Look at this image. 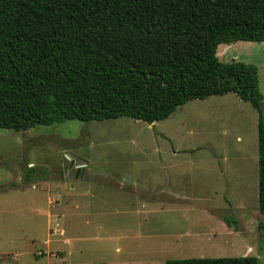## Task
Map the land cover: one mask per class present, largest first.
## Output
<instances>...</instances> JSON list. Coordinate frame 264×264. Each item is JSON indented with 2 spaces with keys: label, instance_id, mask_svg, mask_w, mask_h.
I'll return each mask as SVG.
<instances>
[{
  "label": "rangeland",
  "instance_id": "rangeland-1",
  "mask_svg": "<svg viewBox=\"0 0 264 264\" xmlns=\"http://www.w3.org/2000/svg\"><path fill=\"white\" fill-rule=\"evenodd\" d=\"M217 55L257 66L264 109V41L219 44ZM257 157V112L234 92L189 99L153 123L0 128V264H264Z\"/></svg>",
  "mask_w": 264,
  "mask_h": 264
},
{
  "label": "trees",
  "instance_id": "trees-1",
  "mask_svg": "<svg viewBox=\"0 0 264 264\" xmlns=\"http://www.w3.org/2000/svg\"><path fill=\"white\" fill-rule=\"evenodd\" d=\"M238 40L264 41V0H0V128L119 116L153 123L189 99L234 92L257 112V200L264 214L258 68L217 55L219 44Z\"/></svg>",
  "mask_w": 264,
  "mask_h": 264
},
{
  "label": "crops",
  "instance_id": "crops-1",
  "mask_svg": "<svg viewBox=\"0 0 264 264\" xmlns=\"http://www.w3.org/2000/svg\"><path fill=\"white\" fill-rule=\"evenodd\" d=\"M258 79H259V78H258ZM172 150H173V152H175L174 149H172ZM78 167H80V170L78 171L77 175H79L80 172L84 170V165H83V163H81ZM258 213L261 214L259 211H258ZM89 264H90V263H89ZM107 264H109V263H107ZM113 264H125V262H123V260H122V261H118V262L116 261V262H114Z\"/></svg>",
  "mask_w": 264,
  "mask_h": 264
}]
</instances>
